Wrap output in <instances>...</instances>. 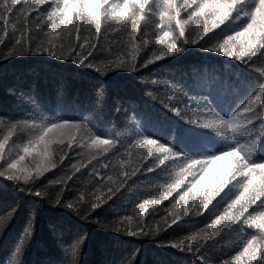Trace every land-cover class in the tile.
Here are the masks:
<instances>
[{"label":"snow or ice","instance_id":"6c2138e0","mask_svg":"<svg viewBox=\"0 0 264 264\" xmlns=\"http://www.w3.org/2000/svg\"><path fill=\"white\" fill-rule=\"evenodd\" d=\"M121 31L124 44L115 43L107 59L97 60L103 37ZM0 46V62L47 56L72 60L101 75L137 72L199 46L255 71L259 80L242 74L221 82L240 93L227 104L213 92L181 99L169 86L161 104L184 126L173 121L164 130L137 124L127 144L119 141V133L106 136L72 119L0 115V178L35 185L65 159L78 157L71 174L54 182L67 187L82 168L97 161L87 199L81 193L62 203L61 188L55 206L77 215L86 206L82 218L87 219L122 190L138 185L134 177H144L131 214L119 217L111 231L142 237L173 226L191 229L163 246L191 253L202 264H210L208 252L236 236L235 247L219 264H264V0H0ZM173 131L175 143L169 139ZM21 191L47 196L39 189ZM200 217L203 224L197 226ZM31 234L29 226L26 235ZM83 242L80 238L65 250L64 264H77ZM16 253L11 264H21L20 245Z\"/></svg>","mask_w":264,"mask_h":264},{"label":"trees","instance_id":"16d2710c","mask_svg":"<svg viewBox=\"0 0 264 264\" xmlns=\"http://www.w3.org/2000/svg\"><path fill=\"white\" fill-rule=\"evenodd\" d=\"M125 40L122 31L109 32L103 37L105 47L97 60L107 59L115 43L122 46ZM242 74L259 80L255 71L206 52L199 46L189 47L179 56L166 58L137 72L121 69L107 75L72 60L61 61L47 56L13 57L0 62V115L19 118L31 114L49 119H72L87 123L94 131H104L106 136L119 133V141L127 144L135 136L137 124L141 129L149 126L164 130L170 128L173 121L180 127L184 126L183 121L161 104L170 94L169 86L181 99L185 94L213 92L227 104L240 93L221 87V82L231 83L230 76L242 77ZM153 81L157 83L153 84ZM175 135L173 131L169 137L173 143ZM77 159L80 158L65 159L62 165L46 173L35 185L14 184L0 178V221H3L0 224V264H11L17 258L18 245L22 250L21 264H64L65 250L80 238L84 242L77 264H129L130 260L131 264H202L191 253L163 246L167 241L186 235L191 229L173 226L157 235L142 237L111 231L119 217L131 214L130 206L146 183L144 177H134L138 185L127 192L122 190L117 198L92 212L87 219L82 218L86 206L80 215L55 206V197L61 188H64L62 203L78 199L81 193H85L87 199L86 193L93 188L95 180L91 171L93 165L100 167L97 161L82 168L67 182V187L54 183L71 174L70 165ZM22 188L39 189L47 196L36 197L21 191ZM167 204L165 201L159 207ZM150 220L151 217H146L145 223H150ZM203 220V217L197 218V226H202ZM29 226L32 231L30 238L26 235ZM237 238L233 236L227 243L208 252L210 264H219L226 258V250L235 247L233 240Z\"/></svg>","mask_w":264,"mask_h":264}]
</instances>
